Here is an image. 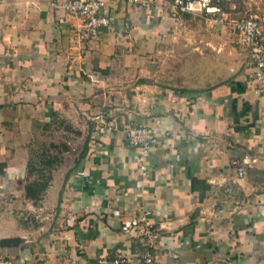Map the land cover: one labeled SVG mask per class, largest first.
Returning a JSON list of instances; mask_svg holds the SVG:
<instances>
[{"label": "crops", "instance_id": "1", "mask_svg": "<svg viewBox=\"0 0 264 264\" xmlns=\"http://www.w3.org/2000/svg\"><path fill=\"white\" fill-rule=\"evenodd\" d=\"M62 1L0 0V250L15 264H98L146 243L118 213L150 209L154 261L131 264H264V94L233 32L218 24L237 59L168 80L147 44L170 0H109L112 26L96 33ZM58 119L89 125L86 155L36 202L30 157ZM141 123L159 138L145 157L126 133ZM246 155L257 160L238 176Z\"/></svg>", "mask_w": 264, "mask_h": 264}, {"label": "rangeland", "instance_id": "2", "mask_svg": "<svg viewBox=\"0 0 264 264\" xmlns=\"http://www.w3.org/2000/svg\"><path fill=\"white\" fill-rule=\"evenodd\" d=\"M169 4L171 7L160 10L161 14L157 18L159 23L155 31L156 40L148 41L147 44L148 54H152L148 58L152 62H162L166 68L164 73H168V80L176 76H193L192 71L209 61L212 64L218 59L220 52L226 54L228 64L239 57L240 54L235 50L237 47L241 52V48L224 35L229 34V30L224 33L221 26L204 16L172 8L171 0ZM241 54L247 64L245 52L242 51ZM89 128V125L79 124L71 119H58L38 137L29 161L30 170L36 178L32 183L36 196L52 179L66 177L72 166L86 155ZM38 198L39 196L35 198L36 202L39 201ZM49 209L51 214L47 217L54 223L57 203Z\"/></svg>", "mask_w": 264, "mask_h": 264}, {"label": "built area", "instance_id": "3", "mask_svg": "<svg viewBox=\"0 0 264 264\" xmlns=\"http://www.w3.org/2000/svg\"><path fill=\"white\" fill-rule=\"evenodd\" d=\"M230 0H171L173 6L187 13H196L230 29L237 42L248 52L255 67L253 80L256 88L264 94V10L254 0L241 3ZM64 14L78 15L86 32L96 33L101 27L112 26V15L108 9L109 0H63L55 2ZM127 141L137 147L143 157L149 155L159 142L158 132L150 124H129L126 128ZM257 160L256 156L246 155L234 158L232 164L236 175H245L248 166ZM146 169V164H142ZM150 209L140 212L118 213L121 229L130 234L140 235L142 248L124 250L113 255L100 256L98 264H131L135 259L151 263L155 258L153 239L158 236V228L149 217ZM0 264H15L12 255L0 250Z\"/></svg>", "mask_w": 264, "mask_h": 264}, {"label": "trees", "instance_id": "4", "mask_svg": "<svg viewBox=\"0 0 264 264\" xmlns=\"http://www.w3.org/2000/svg\"><path fill=\"white\" fill-rule=\"evenodd\" d=\"M33 183V182H32ZM30 183L27 185L26 190H27V194L32 197V198H36L40 195L43 194L44 190L46 189V187H48V184H45L44 187L41 189V191L39 192V194L36 196V190L33 188V184Z\"/></svg>", "mask_w": 264, "mask_h": 264}]
</instances>
